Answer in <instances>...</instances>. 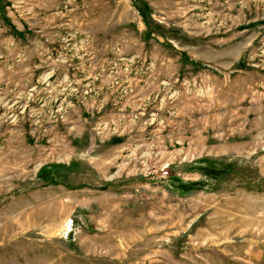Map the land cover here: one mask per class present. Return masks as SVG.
Returning <instances> with one entry per match:
<instances>
[{
    "label": "rangeland",
    "instance_id": "374dc122",
    "mask_svg": "<svg viewBox=\"0 0 264 264\" xmlns=\"http://www.w3.org/2000/svg\"><path fill=\"white\" fill-rule=\"evenodd\" d=\"M0 264H264V0H0Z\"/></svg>",
    "mask_w": 264,
    "mask_h": 264
}]
</instances>
